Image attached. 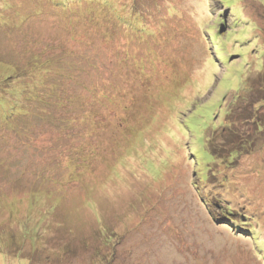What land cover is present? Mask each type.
I'll use <instances>...</instances> for the list:
<instances>
[{
	"label": "rangeland",
	"instance_id": "1",
	"mask_svg": "<svg viewBox=\"0 0 264 264\" xmlns=\"http://www.w3.org/2000/svg\"><path fill=\"white\" fill-rule=\"evenodd\" d=\"M72 1L0 0V264H264V0Z\"/></svg>",
	"mask_w": 264,
	"mask_h": 264
},
{
	"label": "trees",
	"instance_id": "2",
	"mask_svg": "<svg viewBox=\"0 0 264 264\" xmlns=\"http://www.w3.org/2000/svg\"><path fill=\"white\" fill-rule=\"evenodd\" d=\"M74 2H75V0H73L72 2H70L69 4H67L65 6L72 5ZM235 3L238 4V1L232 0V4L231 5H235ZM209 15H211V12H209ZM36 63H39V64H36ZM42 64L43 63L41 62V56L40 55H35L34 58L32 60L28 61L27 64H25V65H23L21 63L20 64H17L16 62H14L13 64L9 65L8 68L10 70H13V69H15L17 67V70H16L17 72H19L20 74H23L24 73V74H26V76H28L33 71L41 69ZM260 76H261V81H262V79H264V78H262V74H260ZM249 85L252 86V87H254V88H256V91L251 92V88L248 89V87H247V89H246L244 87V89L246 90V93H248L246 95V97L255 98V97L260 96L261 95V92H263V88H261L260 92L257 91V86L258 85H256V87L254 85H252L251 83H249ZM24 89L25 90H28V88L26 86H24ZM254 93H258V95L257 96H254ZM27 99L30 101V98L29 97H27ZM245 101H250V100H244V103H245ZM247 105H248V103H247ZM254 106L255 107L258 106L260 108V106H261L260 101H256L254 103ZM226 107L228 108V111H229L228 112V115H227V117L225 119L227 123L221 129H219V130H217L216 132L213 133V135L210 137L209 145H210V149L214 153L215 157H217L219 161L222 158V161H220L221 163H224L225 162V164L230 165V163L234 162L233 160H235L238 156L239 157L241 156V153L251 152V150H252V148L254 146H259V143H260V146H263L264 145V141H263V139H264V120H262L263 121L262 122L259 119V116H258V113H259V110H260L259 108L257 110H255V111H253L250 108L249 109L250 110L249 116L247 115L244 118V121H246V123H248L249 125H251V123H256V125L258 127L256 132H258V133L261 132L262 133L261 134L262 137L259 139V143H258V139H257V142H256V140H252L250 137H248V135H247V133H246L245 130L239 131L237 129L238 132H236L233 129V128L237 127V125L239 123L238 122V117H237V115L233 111H231V109L229 110V105L226 106ZM246 109H248V108L246 107ZM25 111L28 112V114H31V112H29L28 109H26ZM255 116H258V119H256ZM261 122H262V124H261ZM234 125H236V126L234 127ZM225 132H227L229 135L228 136H225V134H226ZM81 137H82V134H81ZM218 137H220V138L224 137V138L221 141L218 140V142L216 144H213V140L214 139H217ZM225 137H227V138H225ZM236 138H238V142H234L233 143L234 144L233 146H230V145L227 144V143H232L233 142L232 140L233 139H236ZM260 146H259V148H260ZM229 148H233V150H231L229 154H225V149H229ZM84 158H85V156H83V155L82 156H79V160H81V161H83ZM221 168H222L223 171H225V169H223L225 167L221 166ZM226 180L228 181V179H224L222 181L225 182ZM211 181H213V180H211ZM230 185H235V182H231ZM36 200H38V199H36ZM34 201H32V202L34 203ZM13 205H14L13 202L11 204L10 201H5V203H3V202L0 201V209L1 208L2 209L5 208L7 211H9V213L11 215L13 213H17L18 212L17 209H14L13 208ZM230 210H231V213H232L233 212L232 211L233 210L232 207H230ZM237 214H239V213H237ZM240 219H242V215H241ZM240 219L238 221H240Z\"/></svg>",
	"mask_w": 264,
	"mask_h": 264
}]
</instances>
